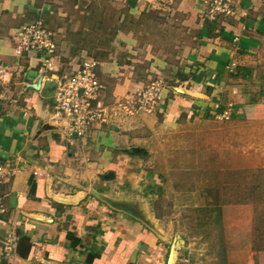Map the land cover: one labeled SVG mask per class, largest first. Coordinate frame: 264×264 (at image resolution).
<instances>
[{
	"label": "crops",
	"instance_id": "crops-1",
	"mask_svg": "<svg viewBox=\"0 0 264 264\" xmlns=\"http://www.w3.org/2000/svg\"><path fill=\"white\" fill-rule=\"evenodd\" d=\"M171 1L186 26L198 29V45L173 62L152 55L148 63L139 60L131 20L149 18ZM39 19L53 35L60 68L69 71L90 49L103 53L91 57L100 64L104 103L142 88L133 78L138 66H154L153 77L173 85L164 90L157 116L175 126L209 119L220 108L232 107L238 116L264 105V0H231V13L215 17L206 0H0V66L12 72L0 89V165L10 173L0 183V264H85L92 250L101 256L93 264H148L156 225L141 199L121 188L139 172L125 164L138 158L130 134L138 125L109 121L85 138L62 137L53 95L63 70L47 71L35 53L15 54V31ZM109 33L115 38L102 42ZM153 118L145 117L147 123ZM24 237L32 244L27 259L17 252ZM249 254L240 264H264V249Z\"/></svg>",
	"mask_w": 264,
	"mask_h": 264
},
{
	"label": "rangeland",
	"instance_id": "rangeland-1",
	"mask_svg": "<svg viewBox=\"0 0 264 264\" xmlns=\"http://www.w3.org/2000/svg\"><path fill=\"white\" fill-rule=\"evenodd\" d=\"M156 12L130 22L139 60L148 63L152 55L173 62L198 45V29L186 26V16L177 11L176 1ZM87 34L94 41V34ZM109 37L115 38L113 33L100 38L107 43ZM102 54L100 50L87 51L97 59ZM63 60L67 62L69 56ZM153 68L139 65L134 81L140 79L145 87L161 80L165 91L173 88L167 80L154 78ZM62 70V75L68 73L67 68ZM135 92L104 101L116 109L107 123L123 126L130 120L133 126L138 125L130 132L137 138L138 160L125 164L132 171L137 165L139 172L131 182L124 178L121 188L141 199L143 212L156 225L152 233L157 247L146 253L147 263L166 264L172 250L173 264L247 262L250 250L264 249V105L249 106L238 116L228 107L226 113L216 110L209 119H182L168 126L157 116L162 99L151 114L130 116L121 108L119 104L131 101ZM151 115L156 118L147 123L151 120L145 117Z\"/></svg>",
	"mask_w": 264,
	"mask_h": 264
},
{
	"label": "built area",
	"instance_id": "built-area-1",
	"mask_svg": "<svg viewBox=\"0 0 264 264\" xmlns=\"http://www.w3.org/2000/svg\"><path fill=\"white\" fill-rule=\"evenodd\" d=\"M206 3L209 4L212 17L219 13H231V0H206ZM52 36L41 19L24 25L13 35L16 56L26 58L30 53H35L44 69L59 73L62 68L57 65L56 45ZM99 67L96 59L85 57L70 64L68 73L56 81L53 118L67 141L85 138L95 124L107 123L116 112V109L106 106L101 100L100 93L104 86L97 75ZM11 77L9 68L0 66V89L9 84ZM165 89L161 80L154 81L137 89L131 101L119 105L130 116L151 114L159 106ZM8 175L9 171L0 165V183Z\"/></svg>",
	"mask_w": 264,
	"mask_h": 264
},
{
	"label": "trees",
	"instance_id": "trees-1",
	"mask_svg": "<svg viewBox=\"0 0 264 264\" xmlns=\"http://www.w3.org/2000/svg\"><path fill=\"white\" fill-rule=\"evenodd\" d=\"M219 113H223L222 108L219 109ZM31 249H32V244L28 237H24L19 241L17 252L21 258L27 259ZM100 258L101 256L98 253H96L94 250H92L88 254L85 264H93L96 260Z\"/></svg>",
	"mask_w": 264,
	"mask_h": 264
},
{
	"label": "water",
	"instance_id": "water-1",
	"mask_svg": "<svg viewBox=\"0 0 264 264\" xmlns=\"http://www.w3.org/2000/svg\"><path fill=\"white\" fill-rule=\"evenodd\" d=\"M119 210H121V211H127V212H129V213H135L133 210H129L126 206H124V205H120L119 207ZM137 213H138V211H137ZM140 217H142L141 215H140ZM174 260V250H172L171 251V253H170V256H169V260H168V263L167 264H172V261ZM173 263H174V261H173Z\"/></svg>",
	"mask_w": 264,
	"mask_h": 264
}]
</instances>
